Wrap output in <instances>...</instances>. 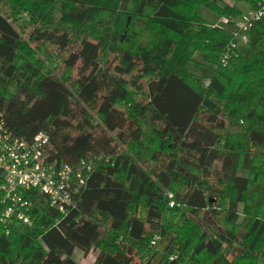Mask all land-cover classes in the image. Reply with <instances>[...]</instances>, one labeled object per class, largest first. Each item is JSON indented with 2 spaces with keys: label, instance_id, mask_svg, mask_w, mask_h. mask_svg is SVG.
I'll use <instances>...</instances> for the list:
<instances>
[{
  "label": "trees",
  "instance_id": "obj_1",
  "mask_svg": "<svg viewBox=\"0 0 264 264\" xmlns=\"http://www.w3.org/2000/svg\"><path fill=\"white\" fill-rule=\"evenodd\" d=\"M233 1L0 0L5 124L83 175L66 214L26 191L33 223L0 222V264H264V24L208 86L187 68L231 39L199 8L253 0Z\"/></svg>",
  "mask_w": 264,
  "mask_h": 264
},
{
  "label": "built area",
  "instance_id": "obj_2",
  "mask_svg": "<svg viewBox=\"0 0 264 264\" xmlns=\"http://www.w3.org/2000/svg\"><path fill=\"white\" fill-rule=\"evenodd\" d=\"M222 18L220 23L228 26L231 39L224 46L215 68L229 66L242 51L240 42L248 43L249 32L258 29V23L264 24V0H253L248 4V11H242L235 18ZM50 145V135L46 131H40L30 140L15 135L0 112V222L5 227L32 225L29 213L32 203L25 194L31 189L47 194L51 203L65 214L76 207L72 179L76 175L82 183L81 170H75L70 164L49 161Z\"/></svg>",
  "mask_w": 264,
  "mask_h": 264
},
{
  "label": "rangeland",
  "instance_id": "obj_3",
  "mask_svg": "<svg viewBox=\"0 0 264 264\" xmlns=\"http://www.w3.org/2000/svg\"><path fill=\"white\" fill-rule=\"evenodd\" d=\"M220 3H229V4H233L234 1L233 0H217ZM239 8L242 9V11H248V4L247 3H238ZM199 13L201 14L202 17H204L206 19V22L208 25H212V26H218L224 29H228L226 24H222L220 22H222L221 20L223 19L222 17L225 18H235L236 16H220L218 14H216L214 11L208 9L207 7L201 6L199 8ZM222 24V25H221ZM229 30V29H228ZM230 31V30H229ZM249 36H250V40L248 43L243 44L240 42L241 45V49L246 51L245 53L248 54L249 53V49L251 47L256 46V40L258 39L259 36V31L258 29H252L249 32ZM249 55V54H248ZM237 58V57H236ZM234 58V59H236ZM234 59L232 60V62H230V66L233 63ZM214 63L209 62L207 60L204 59V55L202 52L200 51H196L193 54V61H190L187 64V68L193 72L194 74H196L197 76H199L201 78V83L203 86H208V80L210 81V77L213 75L214 73ZM224 67V66H223ZM229 67V66H226ZM63 70V64L58 63V67L56 72H61ZM74 73H76L75 71H73ZM242 173L245 175L247 172L242 171ZM173 205V203L171 202V206ZM242 208V205L240 206V210ZM24 228V227H21ZM156 237V236H155ZM153 243V241H152ZM154 244V243H153ZM98 252L96 249H92L91 251H89L88 253L83 252L82 250H80L79 248L75 249L74 253H73V258L76 261L77 264H93L96 256H97Z\"/></svg>",
  "mask_w": 264,
  "mask_h": 264
}]
</instances>
